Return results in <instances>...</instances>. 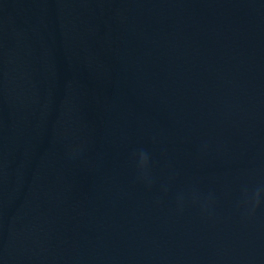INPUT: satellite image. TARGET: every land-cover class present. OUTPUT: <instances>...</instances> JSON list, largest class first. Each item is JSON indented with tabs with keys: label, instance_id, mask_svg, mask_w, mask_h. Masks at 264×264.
<instances>
[{
	"label": "water",
	"instance_id": "95a60500",
	"mask_svg": "<svg viewBox=\"0 0 264 264\" xmlns=\"http://www.w3.org/2000/svg\"><path fill=\"white\" fill-rule=\"evenodd\" d=\"M0 264H264V0H0Z\"/></svg>",
	"mask_w": 264,
	"mask_h": 264
},
{
	"label": "clouds",
	"instance_id": "9594fccd",
	"mask_svg": "<svg viewBox=\"0 0 264 264\" xmlns=\"http://www.w3.org/2000/svg\"><path fill=\"white\" fill-rule=\"evenodd\" d=\"M140 164L142 167H146L147 165V155L142 153L140 156Z\"/></svg>",
	"mask_w": 264,
	"mask_h": 264
}]
</instances>
